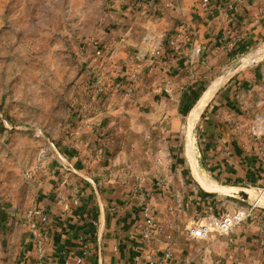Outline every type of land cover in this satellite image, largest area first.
I'll return each instance as SVG.
<instances>
[{"label": "rangeland", "instance_id": "obj_1", "mask_svg": "<svg viewBox=\"0 0 264 264\" xmlns=\"http://www.w3.org/2000/svg\"><path fill=\"white\" fill-rule=\"evenodd\" d=\"M166 1L172 0H0V264H27L35 257L25 214L36 205L41 189L52 191L44 188L51 183L50 167L59 160V152L74 159L75 154L86 155L82 150L89 144L95 150L89 152L90 158L98 166L87 171H100L97 180L105 179L103 191L114 189L138 199L148 212L157 200L173 207L174 225L184 224L187 234L186 227L211 206L207 196L216 193L199 181L201 176L215 184L201 161L206 144L200 141L201 120L191 121L190 114L205 89L217 83L200 118L207 117L214 107L224 113L226 105H215V101L232 75L233 79H247V86L237 82L228 94L241 101L237 112H244L248 119L249 133L241 144L252 147L246 148L248 152L253 149L249 154L260 160L264 157V43L210 75L188 107L187 125L176 135L157 134L155 121L148 119L146 123L154 126L152 132L133 135L138 121L133 122L132 108L119 110L111 129L99 135L82 130V116L88 113V103L83 101L92 97L103 101L108 94L91 84L100 74L99 65L105 63L104 57L111 59L113 52L128 45L130 37L118 40L124 26L120 24L126 19L163 18ZM129 40L134 41L133 36ZM126 114L132 118L124 120ZM52 145L59 146V152ZM103 158L106 162L100 168ZM70 178L68 187L75 199L81 194L84 177L70 173ZM226 184L251 193L250 198H243L219 192L226 203L237 199L243 205L249 202L264 209L261 175L254 182ZM155 223L161 231V223Z\"/></svg>", "mask_w": 264, "mask_h": 264}, {"label": "crops", "instance_id": "obj_2", "mask_svg": "<svg viewBox=\"0 0 264 264\" xmlns=\"http://www.w3.org/2000/svg\"><path fill=\"white\" fill-rule=\"evenodd\" d=\"M211 1V10L206 13L200 10L199 0L166 1L163 18L126 19L120 24L124 26L118 40L133 36L134 41L128 39V45L120 49L121 52H113L109 56L111 59L104 57L105 63L99 65L100 74L91 84L108 94L103 101L95 97L88 99L89 102L83 101L88 103L85 105L88 113L82 114L83 131H97L99 135L105 129L110 130L118 117L117 112L121 109L128 112L131 108L133 122L137 119L138 124L134 123L140 126H133V135L152 132L154 126L147 124V119L155 121L157 134L171 136L182 131L188 122V107L210 75L221 71L235 57L264 43V0ZM173 38L175 44L170 45L168 42ZM154 47H158L161 54L151 60L150 51ZM142 49L146 57L139 60ZM235 78L232 75L227 79L225 92H220L215 101V105H226L225 112L214 111V107L211 113L205 114L207 117L201 119V113L197 117L201 120L199 134L203 138L200 141L206 143L201 161L218 186L236 187L226 183L254 182L260 175L264 179V157L260 160L249 154L253 149L248 152L246 148L252 147L241 144L249 133L248 119L244 112H237L241 101L228 94L237 82L247 86V79ZM121 89L126 92H118ZM130 117L126 114L124 120ZM93 147L85 145L82 152L86 155L80 153L81 159L75 154L72 159L69 154L62 155L57 150L59 146H53V150L59 152V160L51 164L48 176L51 183L44 188L52 191L41 189L34 205L47 215L45 224L35 219L38 228L47 232L46 264H139L150 254L160 253L165 248L173 253L171 264H264V209L254 204L251 216L234 226L229 235H209L197 240L185 233L184 224L174 225L173 207L157 200L153 211L149 208L148 213L154 222L161 223L162 229H157L159 232L156 230L146 241L142 231L145 212L138 199L114 189L103 191L105 179L97 183L93 180L99 178L100 171H87L91 166H98L89 155L95 152ZM65 152L68 153V148ZM99 161L102 168L106 159ZM70 173L84 177L77 203L72 202L74 198L68 187ZM215 192L207 199L212 200L209 207L216 214L250 206L249 202L243 205L245 203L237 199L226 203L217 195L219 192ZM28 236L32 238V233ZM79 257L81 262L76 263Z\"/></svg>", "mask_w": 264, "mask_h": 264}, {"label": "built area", "instance_id": "obj_3", "mask_svg": "<svg viewBox=\"0 0 264 264\" xmlns=\"http://www.w3.org/2000/svg\"><path fill=\"white\" fill-rule=\"evenodd\" d=\"M212 1L211 0H199V8L203 13L209 12L211 10ZM190 40L192 38L190 37ZM176 39L173 38L169 40L170 45L175 44ZM100 51L97 49V53ZM161 54V51L158 47H154L150 51V59H154ZM39 131H36L34 134L37 136ZM74 203H77V198H75ZM254 205H250L247 208H240L232 212H224L222 214H215L212 212L211 207L208 208V211L205 215L198 217L190 225L186 227L188 236L193 239H205L211 233L217 235H229L234 226L239 225L245 222L250 216L251 211ZM145 212V225L143 227L145 240L148 241L149 237L152 235V232L157 230V226L154 222L153 216L148 213V209H143ZM29 225L32 229V236L35 249L34 260L27 264H46L45 252V240L47 232L44 229L38 228V222L40 224H45L47 222L46 213L39 207H31L25 214ZM38 220V222L35 221ZM170 239V235H168ZM85 253V251H84ZM174 256L172 251L169 248L163 249L160 253L150 254L144 261L139 264H171ZM76 263L81 262V257L77 258ZM184 264V263H179Z\"/></svg>", "mask_w": 264, "mask_h": 264}, {"label": "bare ground", "instance_id": "obj_4", "mask_svg": "<svg viewBox=\"0 0 264 264\" xmlns=\"http://www.w3.org/2000/svg\"><path fill=\"white\" fill-rule=\"evenodd\" d=\"M226 76V75H225ZM222 81V80H221ZM217 86V84H215L214 86H212L211 88H207L208 90L205 91L204 95H202L201 99L197 102L195 109L192 112V118L191 121H194L197 119L198 114L200 113L201 109L205 106V104L209 101V99L211 98L213 91L215 90V87ZM194 125V124H193ZM193 127V126H192ZM190 145V144H188ZM191 147V146H190ZM194 156V155H193ZM194 158V157H193ZM191 159V158H190ZM192 161V160H191ZM199 181L200 183L206 187L207 189L210 190H216L222 194H231V195H236L239 197H243V198H250L251 197V193H249V190L244 189V188H240V187H232V186H218L217 184H214L206 179H204L203 177L199 176ZM203 187V188H204ZM259 198V197H258ZM243 200V199H242Z\"/></svg>", "mask_w": 264, "mask_h": 264}, {"label": "water", "instance_id": "obj_5", "mask_svg": "<svg viewBox=\"0 0 264 264\" xmlns=\"http://www.w3.org/2000/svg\"><path fill=\"white\" fill-rule=\"evenodd\" d=\"M146 57V51L144 49L140 50V53L138 55V59L142 60ZM217 83V82H216ZM218 84V83H217Z\"/></svg>", "mask_w": 264, "mask_h": 264}, {"label": "trees", "instance_id": "obj_6", "mask_svg": "<svg viewBox=\"0 0 264 264\" xmlns=\"http://www.w3.org/2000/svg\"><path fill=\"white\" fill-rule=\"evenodd\" d=\"M203 115V113L200 115V117ZM95 183L98 182L97 178L93 179Z\"/></svg>", "mask_w": 264, "mask_h": 264}]
</instances>
